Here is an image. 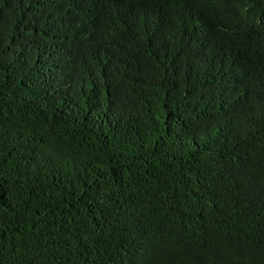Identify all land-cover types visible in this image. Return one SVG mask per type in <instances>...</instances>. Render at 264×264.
Returning <instances> with one entry per match:
<instances>
[{
  "label": "trees",
  "instance_id": "obj_1",
  "mask_svg": "<svg viewBox=\"0 0 264 264\" xmlns=\"http://www.w3.org/2000/svg\"><path fill=\"white\" fill-rule=\"evenodd\" d=\"M0 264H264V0H0Z\"/></svg>",
  "mask_w": 264,
  "mask_h": 264
}]
</instances>
